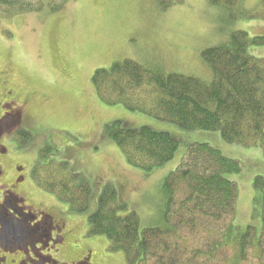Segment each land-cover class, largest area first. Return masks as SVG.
Returning a JSON list of instances; mask_svg holds the SVG:
<instances>
[{"label": "rangeland", "instance_id": "1", "mask_svg": "<svg viewBox=\"0 0 264 264\" xmlns=\"http://www.w3.org/2000/svg\"><path fill=\"white\" fill-rule=\"evenodd\" d=\"M28 1L32 3L28 11L3 13L0 8V75L26 97L20 116L25 114L27 123L21 129L28 136L18 134V140L8 142L14 153L10 161L30 169L42 149L50 147L48 158L40 162L65 161L70 173L87 181L91 195L88 208L80 213L70 211L52 192L32 187V201L69 220L78 251L88 244L94 264H127L121 251L108 250L106 236L88 231L87 216L96 209L103 186L116 188L128 210L137 214L141 229L159 225L165 207L163 179L179 166L186 147L194 142L208 143L222 156L238 161L240 170L226 174L237 186L235 222L242 229L259 230L264 207V154L259 148L226 143L219 131L184 130L130 110L122 102L108 104L98 97L91 77L96 69L130 59L163 74L208 81L211 72L202 51L224 42L235 30L249 37L264 36L262 0H238L232 9L208 0H68L55 10L48 0ZM242 9L252 10L253 16L231 17ZM247 52L264 58V45H251ZM113 120L129 128L148 126L169 132L178 141L174 156L150 172L130 165L104 132ZM11 124L16 120L8 127ZM257 177H261L258 183ZM195 261L202 263V258ZM242 264H256L250 251Z\"/></svg>", "mask_w": 264, "mask_h": 264}, {"label": "trees", "instance_id": "2", "mask_svg": "<svg viewBox=\"0 0 264 264\" xmlns=\"http://www.w3.org/2000/svg\"><path fill=\"white\" fill-rule=\"evenodd\" d=\"M55 1L48 0L52 10L68 0ZM208 2L227 9L238 6V0ZM30 4L28 0H0L3 13L28 11ZM242 11L231 17L253 16L252 10ZM251 45H264V36L249 37L235 30L224 42L203 50L202 59L211 72L208 81L163 74L125 59L108 69H96L91 82L108 104L122 102L130 110L184 130L219 131L226 143L257 147L264 154V58L250 55L247 48ZM135 92L138 97L133 100ZM104 132L130 165L146 172L170 161L178 147L167 131L129 128L121 120L106 124ZM50 152V147H44L39 159L48 158ZM183 155L179 166L163 179L165 207L159 225L141 229L137 214L128 210L113 185L105 184L96 209L87 216L89 234L106 236L108 250L121 251L127 264H196L197 258H202L199 264H242L249 251L256 264H264V207L258 231L252 226L242 229L235 222L237 186L226 174L240 170L238 161L200 142L189 144ZM39 159L32 169L36 186L66 202L70 211H85L91 195L87 181L70 173L65 161Z\"/></svg>", "mask_w": 264, "mask_h": 264}, {"label": "flooded vegetation", "instance_id": "3", "mask_svg": "<svg viewBox=\"0 0 264 264\" xmlns=\"http://www.w3.org/2000/svg\"><path fill=\"white\" fill-rule=\"evenodd\" d=\"M22 94L0 75V264H94L88 244L79 251L74 244L69 220L32 201V187L41 191L32 177L34 164L29 169L10 161L14 153L8 142L18 140V134L28 136L21 129L26 121L25 114L20 116L26 103ZM13 120L18 126L8 127Z\"/></svg>", "mask_w": 264, "mask_h": 264}]
</instances>
